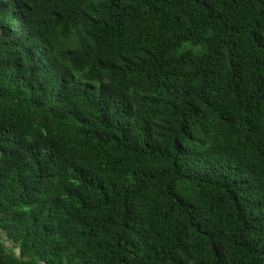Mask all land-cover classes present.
I'll return each instance as SVG.
<instances>
[{"label": "trees", "instance_id": "trees-1", "mask_svg": "<svg viewBox=\"0 0 264 264\" xmlns=\"http://www.w3.org/2000/svg\"><path fill=\"white\" fill-rule=\"evenodd\" d=\"M0 264H264V0H0Z\"/></svg>", "mask_w": 264, "mask_h": 264}]
</instances>
